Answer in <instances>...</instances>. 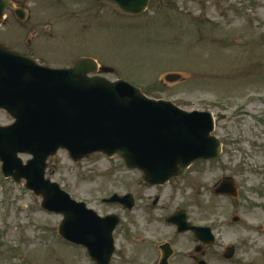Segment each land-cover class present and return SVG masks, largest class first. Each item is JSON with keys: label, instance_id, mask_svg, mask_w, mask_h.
<instances>
[{"label": "rangeland", "instance_id": "rangeland-1", "mask_svg": "<svg viewBox=\"0 0 264 264\" xmlns=\"http://www.w3.org/2000/svg\"><path fill=\"white\" fill-rule=\"evenodd\" d=\"M14 1L17 9L28 7L30 19L6 11L0 44L9 49L55 69L91 58L113 69L103 73L109 80L130 82L151 99L225 116L214 132L221 156L164 188L145 183L119 157L93 155L75 163L61 151L49 162L47 177L74 200L102 216L121 217L112 264H150L154 243L167 239L179 253L174 264H194L192 257L224 264L221 255L230 245L241 248V264H264V232L256 231H264V0H149L139 15L88 0ZM13 124L0 111L1 127ZM228 177L236 199L215 195ZM23 184L5 178L0 162V264H96L62 240V217L42 209L41 198ZM115 194L133 195L136 207L104 203ZM178 210L211 227L217 243L194 253L193 239L165 222ZM235 215L242 224L232 222Z\"/></svg>", "mask_w": 264, "mask_h": 264}, {"label": "water", "instance_id": "water-1", "mask_svg": "<svg viewBox=\"0 0 264 264\" xmlns=\"http://www.w3.org/2000/svg\"><path fill=\"white\" fill-rule=\"evenodd\" d=\"M97 1L129 14H140L149 4V0ZM8 7L13 3L0 0V26ZM98 72L92 59L79 60L72 69L52 70L0 45V110L16 120L11 126H0V160L6 177L16 183L26 180V189L43 196L44 208L64 215L63 237L87 248L97 264H110L118 217L101 218L72 200L59 185L46 181L48 159L56 158L60 149L76 162L95 153L118 154L128 168L142 171L146 182L164 184L191 164L218 156L221 145L211 136L212 114L189 113L172 102L150 99L125 81L89 76ZM177 79L180 76H168V80ZM20 154L33 159L25 165ZM219 190L237 194L230 179ZM121 200L133 208L132 195ZM192 230L197 235L203 232ZM163 250V264H167L171 252L168 246Z\"/></svg>", "mask_w": 264, "mask_h": 264}, {"label": "flooded vegetation", "instance_id": "flooded-vegetation-1", "mask_svg": "<svg viewBox=\"0 0 264 264\" xmlns=\"http://www.w3.org/2000/svg\"><path fill=\"white\" fill-rule=\"evenodd\" d=\"M159 199L160 198L157 199L158 202H159ZM160 257H161V252L159 251V253H157V255L155 257H153L152 260H154V259L156 260V259H158ZM240 258H241V256H240L239 251H236L233 259L224 260V262L226 264H241ZM192 261L194 262V264H198L201 260H199L197 257H192ZM149 263H151V262H149ZM157 264H161V263L157 262Z\"/></svg>", "mask_w": 264, "mask_h": 264}]
</instances>
